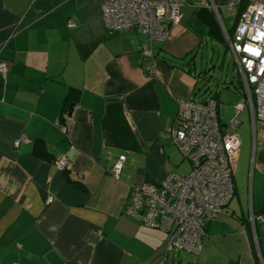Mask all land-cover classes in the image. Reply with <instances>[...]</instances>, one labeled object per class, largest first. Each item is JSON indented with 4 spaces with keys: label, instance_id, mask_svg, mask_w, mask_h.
Returning a JSON list of instances; mask_svg holds the SVG:
<instances>
[{
    "label": "crops",
    "instance_id": "0c3cea01",
    "mask_svg": "<svg viewBox=\"0 0 264 264\" xmlns=\"http://www.w3.org/2000/svg\"><path fill=\"white\" fill-rule=\"evenodd\" d=\"M228 1L186 0L144 58L137 29L106 31L101 0H0V264L175 263L168 232L124 205L186 161L171 132L177 102L215 96L196 91L198 66L248 2ZM245 109L234 195L188 264H264V119Z\"/></svg>",
    "mask_w": 264,
    "mask_h": 264
},
{
    "label": "built area",
    "instance_id": "2783aa9c",
    "mask_svg": "<svg viewBox=\"0 0 264 264\" xmlns=\"http://www.w3.org/2000/svg\"><path fill=\"white\" fill-rule=\"evenodd\" d=\"M239 1L229 0L227 8ZM185 4L186 0H104L102 21L110 34L137 29L145 37L141 54L151 58L152 43L167 39L169 26L179 22ZM66 26L74 28L76 23L70 19ZM226 41L240 75L243 103L236 105L233 117L222 124L213 98L204 103L178 100L171 132L189 164L188 172H170L157 185L133 187L124 205L131 218L168 232L169 251L201 252L206 225L234 195L238 116L248 107L252 118L264 119V0H248ZM7 69L8 64L1 61L0 73ZM125 158L120 154L113 162V178H119ZM56 165L67 168V157L59 156ZM51 201L47 199V203Z\"/></svg>",
    "mask_w": 264,
    "mask_h": 264
},
{
    "label": "rangeland",
    "instance_id": "374dc122",
    "mask_svg": "<svg viewBox=\"0 0 264 264\" xmlns=\"http://www.w3.org/2000/svg\"><path fill=\"white\" fill-rule=\"evenodd\" d=\"M198 69L202 70L204 74L202 71L199 73L196 91L215 95L220 122H226L234 115L233 105L244 101L240 75L227 44L216 43L213 49H208L201 58V65L198 66ZM247 111L246 109L243 110L238 117L239 121H242L237 128L239 134L247 125ZM177 170L187 173L189 170L188 163L182 161ZM176 255L174 264L195 263L196 255L188 253H176Z\"/></svg>",
    "mask_w": 264,
    "mask_h": 264
},
{
    "label": "trees",
    "instance_id": "16d2710c",
    "mask_svg": "<svg viewBox=\"0 0 264 264\" xmlns=\"http://www.w3.org/2000/svg\"><path fill=\"white\" fill-rule=\"evenodd\" d=\"M213 98H215V96H213ZM37 154H39V152H37Z\"/></svg>",
    "mask_w": 264,
    "mask_h": 264
}]
</instances>
